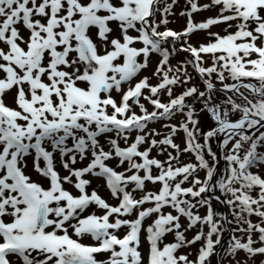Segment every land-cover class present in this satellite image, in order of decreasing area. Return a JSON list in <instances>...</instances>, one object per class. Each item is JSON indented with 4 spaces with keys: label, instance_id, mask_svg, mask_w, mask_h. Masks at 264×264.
<instances>
[{
    "label": "snow or ice",
    "instance_id": "6c2138e0",
    "mask_svg": "<svg viewBox=\"0 0 264 264\" xmlns=\"http://www.w3.org/2000/svg\"><path fill=\"white\" fill-rule=\"evenodd\" d=\"M178 3L0 0V264L264 257V0Z\"/></svg>",
    "mask_w": 264,
    "mask_h": 264
},
{
    "label": "rangeland",
    "instance_id": "374dc122",
    "mask_svg": "<svg viewBox=\"0 0 264 264\" xmlns=\"http://www.w3.org/2000/svg\"><path fill=\"white\" fill-rule=\"evenodd\" d=\"M201 3H204V2H207V0H200ZM184 7V0H179V3L178 5L176 6L175 8V12H176V15L173 16V17H170V20L172 21L168 27L170 28H173L175 30H181L185 24H186V17H181L179 16V12L180 10ZM216 14L215 10L213 9H209V10H206V11H203V12H200V13H195L193 14L194 15V20L196 21H200V20H203V19H206L207 17H210V16H214ZM225 26L224 25H217V26H213L210 31H213V32H221L223 33V28ZM207 33L206 32H197V33H194L191 38H190V42L193 43L195 46H199L200 43H204V42H207ZM188 54L187 53H184V52H179L172 60L173 63H176V61L178 60H181L183 59L184 57H186ZM157 57L154 55L152 57V64L150 66V69L148 71H146L144 74H150L151 73V70L154 69V66H155V63L157 61ZM194 83H196L197 85H200V82H199V78L196 77L195 80L193 81ZM202 87V86H201ZM177 91H179V89H177ZM191 102V101H189ZM157 127H159V125H156ZM179 142V141H177ZM153 155H155V152L153 153ZM100 184L101 182L100 181H97V180H93V185L92 187L94 188H98V190L100 191V194L102 196H107V193H106V190L103 189V187H100ZM214 207H216L218 210H221L223 211L224 209L218 205V204H214ZM169 240L172 239L171 236L168 237ZM225 239H227V233L225 234ZM194 251V250H193ZM243 253L240 254V258L243 257ZM261 259H264V257H257L256 260H257V264H259V261ZM213 260V264H216V257H213L212 258Z\"/></svg>",
    "mask_w": 264,
    "mask_h": 264
}]
</instances>
